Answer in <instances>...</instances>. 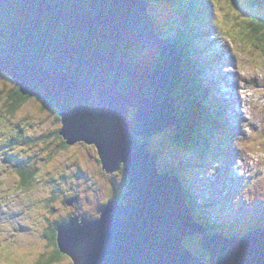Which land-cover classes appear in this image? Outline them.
Segmentation results:
<instances>
[{"label": "water", "instance_id": "1", "mask_svg": "<svg viewBox=\"0 0 264 264\" xmlns=\"http://www.w3.org/2000/svg\"><path fill=\"white\" fill-rule=\"evenodd\" d=\"M149 3L0 0V72L58 112L65 145H93L105 173L123 168L128 178L122 200L97 219L75 216L59 227L60 252L72 264H264V230L210 236L179 179L159 173V155L139 143L183 129L174 96L181 54L158 32ZM195 234L204 235L208 263L184 246Z\"/></svg>", "mask_w": 264, "mask_h": 264}, {"label": "rangeland", "instance_id": "2", "mask_svg": "<svg viewBox=\"0 0 264 264\" xmlns=\"http://www.w3.org/2000/svg\"><path fill=\"white\" fill-rule=\"evenodd\" d=\"M213 1L217 10H213L207 23L214 38L201 44L200 76L210 87V94L222 104L225 105V100L224 103L221 100L220 89L232 95L231 114L228 107L223 110L235 118L225 117L226 124L223 122L221 126L224 137L219 136L213 147L201 142L190 153L175 143L177 131L172 128L148 140V148L152 154L160 152L159 173L196 175L197 180L194 178L189 184L196 195L201 194L199 205L210 213L215 230L222 231L221 236L244 237L255 228L264 230V58L260 48L264 44L247 36L249 23L264 20V0H240L236 7L226 0ZM149 12L157 29L172 33L175 8L150 2ZM222 54L224 59L217 58L221 61L214 67V57ZM210 74L213 81L209 80ZM224 78L232 89L225 88L226 81L219 82ZM15 89L12 79L0 72L3 100ZM13 119L36 137L43 135L44 140L40 143L39 139L37 149L22 154L37 169L30 188H18L19 179L11 167L0 166V264H44L53 250L44 232L52 229L55 220L73 214H78L79 219H97L99 205L124 194L127 185L121 171L109 175L102 170L93 145L78 143L62 148L58 133L61 119L56 110L43 102L29 99ZM239 123H243L242 131ZM194 140L191 136L190 141ZM16 149L18 153L23 151ZM73 197L77 199L75 207L66 204ZM203 236L191 235L184 246L200 263H208L210 255L201 247ZM54 264L72 261L65 256Z\"/></svg>", "mask_w": 264, "mask_h": 264}, {"label": "trees", "instance_id": "3", "mask_svg": "<svg viewBox=\"0 0 264 264\" xmlns=\"http://www.w3.org/2000/svg\"><path fill=\"white\" fill-rule=\"evenodd\" d=\"M226 1L235 7L239 6L240 3V0ZM149 2H159L175 8V12L173 13L174 18L172 19L173 26L171 27L172 33L169 34L161 28L158 29L161 35L166 36V38L176 45L182 58V82L179 85L178 91L174 93V96L178 101V119L182 124L183 130H181L178 136H175V143L184 147L190 153L196 150V147L200 146L201 142L206 141L210 147H213L219 141V136L221 139V135L225 132L221 128L224 118L218 99L210 94V87L206 84L204 78L200 76L201 72L203 73V66L200 64L202 57V50L200 48L201 44L208 42L210 38H214V33L207 21L213 15V8L217 10V7L214 6L213 0H149ZM216 15L217 17H221L218 13ZM249 26L251 29L249 28L250 31L247 36L251 40H257L256 42L262 41L264 44V20L253 21L249 23ZM260 48H262V56L264 58V46ZM29 99L35 98L22 96L18 88L9 97H6L5 100H3V94L0 92V166L4 167L6 165L11 167L12 172L14 171V174L19 179L18 188L23 190L30 188L32 183H35L37 169L33 166L31 167L29 165L31 159L25 160L22 154L26 150L37 149L39 139L40 143L44 140L43 135L36 137L33 133L27 132L20 121L13 119L18 110ZM132 112L135 113V110ZM31 126L32 124H30ZM191 129L194 133H192ZM190 134L196 138L193 142L187 139L188 137L190 138ZM23 135H26L28 138ZM222 137L224 136L222 135ZM146 142L148 143L145 139L142 142L139 141L140 144ZM61 147L64 149L69 148L65 145L64 141ZM16 148H23V151L18 153ZM159 153L157 151L155 154L160 155ZM120 171L125 176L124 184L128 185V178L123 172V168ZM170 173L179 179L182 191L192 209V217L196 224L206 228L213 235H220L219 233H222V231L221 229L215 230L216 223L210 218V213L207 210H203L199 205L201 194L196 195L194 187L189 184L190 180H194V178L197 180L196 175H188L183 172V174H177L173 171H170ZM118 196H114V198ZM73 199L76 198L73 197ZM108 202L109 200L99 205V213ZM74 204L68 205L73 207ZM76 215L78 214L68 215L55 220L52 223V229L44 232V238L53 247L51 254L44 264H54L65 257L57 245L58 229L61 225L69 223ZM226 229L229 230L228 228ZM258 229L260 228H255L254 230ZM213 230H215V234ZM226 237L231 238L235 237V235Z\"/></svg>", "mask_w": 264, "mask_h": 264}, {"label": "bare ground", "instance_id": "4", "mask_svg": "<svg viewBox=\"0 0 264 264\" xmlns=\"http://www.w3.org/2000/svg\"><path fill=\"white\" fill-rule=\"evenodd\" d=\"M223 57H224V55H222V56L220 55V56H218L217 58H222V59H223ZM217 58H215L214 60H218ZM209 77H210L209 80L213 81L211 75H210ZM224 81L228 82V84H229V80L226 79V78L222 79V80L219 81V82L222 84ZM219 89H220V88H219ZM220 92H221V95H223V98H222V99L225 100V106H224V108L228 107V111H229L230 114H231L232 108L230 107V104H231L232 101H231L230 97H232V96H231V94H230L228 91H225V90H224V91H221V90H220ZM223 116H224V117H228L229 119H233V118H235V117H233V116H228V115H226V113H223ZM242 126H243V123H239V128H240L241 131H242ZM234 170H235V168H234ZM7 223H8V222H7Z\"/></svg>", "mask_w": 264, "mask_h": 264}, {"label": "clouds", "instance_id": "5", "mask_svg": "<svg viewBox=\"0 0 264 264\" xmlns=\"http://www.w3.org/2000/svg\"><path fill=\"white\" fill-rule=\"evenodd\" d=\"M225 57V56H224ZM224 57H223V59H224ZM214 60V59H213ZM215 61V63L213 64V66L215 67V64L216 63H219L221 60H214ZM220 64V63H219ZM221 90V89H220ZM214 97H216V96H214ZM217 98V97H216ZM218 99V98H217ZM218 101H219V99H218ZM220 102V101H219ZM220 104V103H219ZM223 118H224V123L226 124V122H225V117L223 116ZM183 130V129H182ZM191 131H192V129H191ZM180 134V133H179ZM178 133H177V136L179 135ZM192 135L190 134V137H191ZM62 139V138H61ZM187 139H190L189 137L187 138ZM199 170H201V169H199ZM181 184V183H180Z\"/></svg>", "mask_w": 264, "mask_h": 264}, {"label": "flooded vegetation", "instance_id": "6", "mask_svg": "<svg viewBox=\"0 0 264 264\" xmlns=\"http://www.w3.org/2000/svg\"><path fill=\"white\" fill-rule=\"evenodd\" d=\"M58 117H59V115H58ZM61 145H62V144H61ZM112 186H114L113 183H112ZM123 195H124V194H122L121 196H118L117 198H115V199H113V200L121 201L122 198H123Z\"/></svg>", "mask_w": 264, "mask_h": 264}, {"label": "snow or ice", "instance_id": "7", "mask_svg": "<svg viewBox=\"0 0 264 264\" xmlns=\"http://www.w3.org/2000/svg\"><path fill=\"white\" fill-rule=\"evenodd\" d=\"M230 6V5H229Z\"/></svg>", "mask_w": 264, "mask_h": 264}]
</instances>
